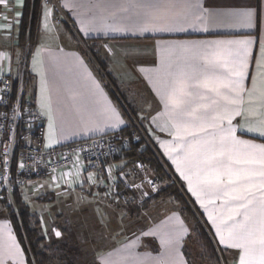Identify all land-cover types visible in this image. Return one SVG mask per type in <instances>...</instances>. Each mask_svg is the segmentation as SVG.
Returning a JSON list of instances; mask_svg holds the SVG:
<instances>
[{"label": "crops", "instance_id": "crops-1", "mask_svg": "<svg viewBox=\"0 0 264 264\" xmlns=\"http://www.w3.org/2000/svg\"><path fill=\"white\" fill-rule=\"evenodd\" d=\"M198 2L207 5L209 0H64L63 10L73 24L74 31L67 26L56 25L54 9L47 6L49 11L47 21L45 22L41 18L37 43L28 60L25 61V55L18 46L22 14L19 18L15 15L16 12L22 13L23 8L17 6L16 0H6V6L4 3H0V26L7 28L11 25V31L0 30V74L3 77L10 73L18 79L22 74L24 75V72L27 73L29 87L26 93L34 98L36 109L44 118L45 145L48 148L116 133L124 127L113 129L103 122L98 123L95 101L100 97L93 95L96 90L93 81L122 119L126 121L132 119L140 125L139 117H147L140 125L141 128L149 129L148 137H155L159 142L165 143L167 147V143L173 139L168 131H172L173 128L169 125L168 131L160 130L165 127V118L161 116L163 106L158 103V97L154 93L152 84L153 70L159 67L161 58L168 55L164 51V46L190 42L250 40L252 43L249 45V67L246 69V75L250 76V79H246L245 92H241L239 95V98L243 100L239 106L242 114L235 116V106L231 103L233 94L229 93L228 96L220 98L222 110L217 118L211 121L217 126L222 124L223 128L220 131H223L229 128L227 119L233 118L232 126L236 128V136L240 140L235 138L229 140L227 154L233 157L232 169L235 178L247 184L249 183L247 177L264 174V158L257 155V149L245 146L247 141L264 144V137L241 130L249 127L258 128L261 126V121L264 120V51H259L257 46V39L259 45L264 46V28L258 35L225 29L219 25L215 16L199 13L195 9L189 11L182 7ZM211 2L216 5H228L241 3L242 0H211ZM150 3H175L177 7L166 11L138 6ZM81 5H90L91 7H81ZM124 8L127 10L125 11ZM212 11L215 12L217 9ZM165 14L168 17V22H175L187 31L155 35L140 33L138 30L130 31L133 25L162 23L155 21L153 17ZM201 15L202 19L199 18ZM5 16H7V20L4 19ZM17 19L19 23H17ZM105 25L119 28L122 31L108 30L104 27ZM203 28H207L208 31H201ZM81 29H87V31ZM146 35L152 38H145ZM82 41H91L90 46L96 50V55L108 62V72L114 78L118 92L103 79V75L92 57L82 48ZM128 46H136L143 49L145 53L144 58L134 70H130L131 63H126L121 55L123 49ZM253 57H255V66ZM172 58L175 59V55ZM48 98H50V110L42 107ZM186 103L191 106L187 120L196 123L191 131L198 132L203 125L197 118L204 113L205 105L209 101L201 100L198 97H189ZM177 108L183 110L184 104L178 103ZM127 109H130L135 116H131ZM153 120L155 123L150 124V121ZM49 123H54L55 126L52 147L48 146ZM101 127H103V131H101ZM211 135L212 133H206L203 136L193 135L190 139L184 140L183 145L187 147L192 141L207 139ZM57 140L59 143L56 142ZM173 142L180 143L179 141ZM153 144L187 191L186 182L179 176V173L175 172V166L163 154L164 149L159 147L158 143ZM213 154L211 151L205 153L207 156ZM120 165L121 163L110 161L102 171L105 173V170L108 172L117 170L116 167ZM87 175V170L82 163H77L56 175L30 181L21 189L23 200L29 208L31 207L30 202L38 203V208L33 210V214L40 217L42 228L45 220L39 214L42 210L39 207H44L46 204H62L66 197L76 190L77 184L88 177ZM96 177L100 178L99 183L103 181H101L100 174H96ZM240 186L242 185H237V187ZM83 187L85 190L88 188L94 192L96 190L88 183ZM187 193L208 223L218 246L224 250L225 245L218 243L219 237L215 235L216 229L208 220L207 212L190 192L187 191ZM70 205L72 209L75 206L77 208L76 202H72ZM173 218L177 221V217ZM7 230L15 237L9 221H0V255L2 257L6 255V243L1 241L6 236L9 237V234L6 233ZM225 243H231V241L225 240ZM131 246L123 243L121 246L107 249L99 256V260L111 259L121 261V264H134L137 257L145 256L148 253H151L152 256L159 255L158 249L141 251ZM237 251L228 249L224 251V256L230 257L233 252ZM132 253L136 255H132ZM182 258L186 259L185 255ZM3 261L4 264H25L5 259ZM229 264H233L231 259H229Z\"/></svg>", "mask_w": 264, "mask_h": 264}, {"label": "snow or ice", "instance_id": "snow-or-ice-1", "mask_svg": "<svg viewBox=\"0 0 264 264\" xmlns=\"http://www.w3.org/2000/svg\"><path fill=\"white\" fill-rule=\"evenodd\" d=\"M0 3H4L6 6V0H0ZM16 4L18 7L23 8L24 0H16ZM40 6L42 8L41 18L46 22L49 15L47 3H42ZM138 6L164 9L166 11L177 7L175 3H150ZM81 7L91 6L81 5ZM182 7L189 11L195 9L199 13L215 16L219 25L225 29L258 35L260 30L264 28V0H242L241 3L228 5H216L209 0L207 5L198 2L196 4H186ZM213 9H217V11L213 12ZM124 10L127 9L124 8ZM21 14L20 12L15 13L17 18ZM199 18L202 19V15ZM4 19L7 20V16ZM153 19L162 23L137 24L133 25L130 31L138 30L140 33H150L152 35L187 31L175 22H168L166 14L155 16ZM17 23H19L18 19ZM104 27L114 32L122 31L119 28H112L107 25ZM0 30L11 31V25L7 28L0 26ZM81 30L87 31V29ZM201 31L207 32L208 29L203 28ZM145 38L152 37L146 35ZM251 43L250 40H231L168 44L164 46V51L168 55L161 58L159 67L152 72L153 90L158 97V103L163 106L161 116L165 118V127L160 130L165 131L171 125L173 130L167 131L173 139L167 143V147L165 143L159 142L155 137L150 136V139L164 149L163 154L175 166V172L179 173V176L186 182L187 191L199 201L200 206L207 212L208 220L212 222L216 229L215 235L219 237L218 243L225 245V249L222 251L228 249L238 250L233 252L230 257H208L209 264L212 260L215 261V264H221V260H223V264H229V259L233 264H264V174L247 177L246 179L249 181L247 184L235 178L232 169L233 157L227 154L229 140L232 138L240 140L236 136V128L232 126L233 118H226L229 128L223 131H220L223 128L222 124L217 126L211 123L222 110L220 98L228 96L229 93L233 94L231 103L235 106V116L242 114L239 106L243 103V100L239 98V95L241 92H245L246 79H250V76L246 75V69L249 67L248 56ZM257 46L259 51H264V46L259 45L258 39ZM121 55L126 63H131L130 70H134L144 58L145 53L143 49L136 46H128L123 49ZM174 55L175 59L172 58ZM253 65L255 66V57H253ZM8 78H11L10 73ZM0 84H4L2 74H0ZM93 84L96 89L93 95L100 97L95 101L99 118L98 123L103 122L113 129L124 126L120 128V131L131 127V121L122 119L116 109L111 106V102L107 101V97L103 95L99 86L95 85L94 81ZM5 95H10V89L6 84L3 93L0 94V107L8 106L4 98ZM189 97H198L201 100L209 101L205 105L204 113L197 118L203 125L198 132L191 131L196 123L187 120L191 112V106L186 103ZM178 103L184 104L183 110H178ZM20 107L23 108L22 103ZM42 107L50 110V98L46 100L45 104H42ZM13 115H15V109H13ZM7 119L8 113L0 112V120ZM140 119L143 122L147 117H140ZM151 123H155V120L150 121ZM54 127V123H49V147H52ZM144 130L149 132V129ZM241 130L264 137V120L261 121V126L258 128L249 127ZM101 131H103V127H101ZM206 133H212V135L207 139L194 140L187 147H184V140L190 139L193 135L203 136ZM131 135L137 141L136 147H139L142 143L147 144V142L136 136L135 132ZM173 141H179L180 143H174ZM56 142L59 143L58 140ZM121 144L122 147H131V145H124L123 142ZM245 146L257 149V155L264 158V144H254L247 141ZM144 150L147 151V147ZM208 151L214 154L211 156L205 155ZM19 167L22 170L23 164ZM128 167L131 168V172L125 173V168ZM121 173H125L126 177L135 174L140 177L141 181L144 180V176L140 174L135 164H126L117 170L116 176L118 179L116 184H101L99 183L100 178L93 176H88L84 181L77 184V187L82 188L88 180H91L92 187L101 188L105 194L93 204L92 208L94 213L97 207L102 209V213L97 216V223L100 224L101 229L100 234H103L105 225L111 222V219H109L101 223L103 216L109 217L107 209L114 204L117 208L120 207L112 194V188L123 183V179H120ZM107 175L108 173L105 174V178H107ZM237 185L242 186L237 187ZM140 187L141 185L138 184L137 190ZM156 190L153 189V191ZM162 190L166 191L167 189ZM141 195L147 196V193L141 192ZM104 200L107 203H102ZM3 202L8 204L6 199ZM124 219L125 216L119 214L116 216L118 226L113 230V233L120 231ZM186 232L187 229L184 227L183 222H177L173 217L161 221L151 232L144 233L145 236L158 239L159 255L152 256L151 253H148L145 256L137 257L134 264H149V262L151 264H192V262L182 258L184 255L182 241ZM54 235L57 238L62 237L59 230H56ZM9 239L12 244L7 247L5 254L9 256L20 255V249L11 233H9ZM225 240L231 241V243H225ZM100 251L101 249H97V252ZM132 255L136 254L132 253ZM204 256L205 253L202 252L201 257ZM0 264H4L2 259H0ZM94 264H121V261L111 259L94 260Z\"/></svg>", "mask_w": 264, "mask_h": 264}, {"label": "rangeland", "instance_id": "rangeland-1", "mask_svg": "<svg viewBox=\"0 0 264 264\" xmlns=\"http://www.w3.org/2000/svg\"><path fill=\"white\" fill-rule=\"evenodd\" d=\"M82 48L90 56L91 54H96V50H94L87 41H85L84 45L82 44ZM20 78H23L25 85V81H28L27 77L25 79L22 74L21 77H18V79ZM28 87L29 84L27 83L26 92ZM138 122L142 125L140 117ZM117 133L118 132L110 134ZM114 163H121L120 166L116 167L117 170L122 165H128L127 161H118ZM135 165L139 169L140 174L144 176V180L141 181L140 177L135 174L131 177H126L125 173L131 172L130 167L125 168V173L120 174V179H123V183H120L118 187H113L112 194L124 211L122 212V209L117 208L115 204L107 209L109 217L103 216L101 223L109 219H111V222L105 225L103 234L99 233L101 229L100 224L97 223V216L102 213V209L97 207L95 213L92 211L93 204L105 195L102 189L96 188L94 192L90 188L85 190L84 187H77L75 188L77 191L75 190L70 193L62 204H46L44 207H39L42 209L39 214L42 215L45 220L42 228V237L46 239L44 247L49 249L50 254L53 257L52 264H94V260H99V256L105 252V250L121 246L123 243L132 245L131 247L138 248L141 251L158 249V240L155 237L145 236L144 233L151 232L156 225L161 223V221L168 219L169 216L177 217V222H183L184 227L187 229V232L184 234V240L182 241V244H184L183 252L186 260L192 262V264H209L208 257L214 256L209 254L207 257V250L199 244L201 237L199 227L196 223L197 221L188 214H185L180 204L171 200H160L148 204L169 184H174L180 193L184 195V192L181 191L179 185V179L177 177H174L173 179L172 177L170 183L162 184L152 175L145 164L135 163ZM117 170L110 172L105 170V173H108L107 178H105V173L102 170L89 172L87 170V176L96 177V174H100L102 178L101 181L103 180V183L100 182L101 184L113 185L117 183ZM150 180L156 182L157 191H153V188L150 187ZM87 183L92 185L91 180H88ZM138 184L141 185L139 190H137ZM141 192L147 193V196H142ZM122 197H125V200H122ZM183 198L186 200L185 197ZM3 199L5 198L0 195V221H8L6 209L9 205L11 207L14 201L12 200L11 203L8 202L7 206L4 207V205H2ZM125 201H127V203H125ZM72 202L77 203L78 209L76 206V209H72V206L70 205ZM102 203H107V201L104 200ZM29 204L31 206L30 210L33 213V210L38 208V203L33 201ZM118 214L125 216L123 227L119 232L113 233V230L118 226L116 220ZM199 222L198 223L208 236L211 245L214 247L216 256L223 257L224 253H222L221 248L218 246L209 225L203 221ZM56 230L61 231L62 237L57 238L54 235ZM6 233L9 234V231L7 230ZM1 242L6 243V250L7 247L12 244V241L8 236H6ZM16 244L20 249V255H5L4 257L0 255V258L2 260L5 259L6 261L10 260V262L28 264L25 254L17 240ZM52 246H56L55 248H59V250L57 252L51 250ZM97 249H101V251L97 252ZM202 252L205 253L204 257H201ZM211 264H215V261L212 260ZM221 264H223V260H221Z\"/></svg>", "mask_w": 264, "mask_h": 264}, {"label": "built area", "instance_id": "built-area-1", "mask_svg": "<svg viewBox=\"0 0 264 264\" xmlns=\"http://www.w3.org/2000/svg\"><path fill=\"white\" fill-rule=\"evenodd\" d=\"M43 2L54 9L56 25L74 30L63 10L64 0ZM8 77L3 76L4 84H0V94L5 84L10 89V95L4 97L8 106L0 107V112L8 113L7 120H0V195L9 203L13 200L14 192L21 190L28 182L56 175L77 163H82L88 171H101L119 155L121 142L130 144L127 137L117 133L48 148L45 145L44 118L37 111L34 98L26 93L23 78L16 79L13 75L10 79ZM17 155V172L14 173L13 164ZM21 164L22 170L19 167ZM149 184L151 188L157 189L154 180H150ZM121 199L125 200V197Z\"/></svg>", "mask_w": 264, "mask_h": 264}, {"label": "trees", "instance_id": "trees-1", "mask_svg": "<svg viewBox=\"0 0 264 264\" xmlns=\"http://www.w3.org/2000/svg\"><path fill=\"white\" fill-rule=\"evenodd\" d=\"M44 3L43 0H24V7L22 11V17L19 25V36H18V46L25 55V61L28 60L32 49L37 43L39 37V28L41 21V4ZM91 41H87L90 44ZM82 44H85V41H82ZM94 63L98 66L100 73L103 75V79L108 82V85L111 86L116 92L118 88L116 86L114 78L108 72V62L104 59L99 58L96 54H91ZM26 70V67H25ZM24 77L28 79L27 73H24ZM28 81H25V88ZM131 116H135L134 113L127 109ZM131 127H128L124 131H119L118 133L122 134L124 137H127L130 141L131 147H120L119 155L113 159L114 162L118 161H127L128 165L142 163L145 164L153 176H155L162 184L170 183L172 177L176 178V175L168 165L167 161L154 146L146 132L140 125H138L134 120L130 119ZM135 132L142 141L147 142V144H141L139 147H136V139L131 135ZM147 147V151H145ZM17 160L18 155L15 158L13 164V172H17ZM179 185L181 191L184 192V195L175 187L174 184H169L165 189L166 191L161 190L159 194L153 199V201L148 204L160 200H171L180 204L183 208L185 214L191 216L199 227V233L201 240L199 244L204 247L207 251V257L210 255L216 256V251L208 240V236L205 231L200 226L199 221L207 223L201 214L199 208L196 206L195 202L191 199L187 193L183 183L179 180ZM21 190H17L13 195V205L7 207V219L10 222L14 235L20 244L23 253L25 254L26 261L28 264H52L53 257L50 254L49 249L45 248L46 239L42 237V222L38 215H34L29 206L23 200L21 195ZM185 197L186 200L183 198ZM5 199H3L4 201ZM4 207L7 206L4 202L2 203ZM120 209L122 206L119 205ZM199 222V223H198ZM208 224V223H207ZM56 247V246H55ZM51 247V250L56 252L59 248ZM223 250V249H221ZM55 252V253H56ZM54 253V254H55ZM224 253V251H222ZM62 259V258H59ZM65 259V257H64Z\"/></svg>", "mask_w": 264, "mask_h": 264}, {"label": "bare ground", "instance_id": "bare-ground-1", "mask_svg": "<svg viewBox=\"0 0 264 264\" xmlns=\"http://www.w3.org/2000/svg\"><path fill=\"white\" fill-rule=\"evenodd\" d=\"M74 31V30H73ZM26 89V88H25Z\"/></svg>", "mask_w": 264, "mask_h": 264}]
</instances>
